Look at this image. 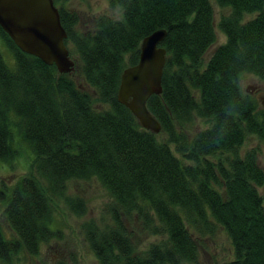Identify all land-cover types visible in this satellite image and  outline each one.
<instances>
[{"label":"trees","instance_id":"1","mask_svg":"<svg viewBox=\"0 0 264 264\" xmlns=\"http://www.w3.org/2000/svg\"><path fill=\"white\" fill-rule=\"evenodd\" d=\"M66 0H54L55 4ZM119 18L101 14L78 31V14L59 6L65 43L76 55L70 72L21 50L0 26V160L33 152L30 172L0 189L10 235L0 225V264L35 254L56 236L52 201L74 178H96L111 201V221L82 224L100 264L195 262L199 238L222 228L233 255L217 264H264V167L257 151L238 147L247 134L264 146V106L241 87L247 73L264 80V0H110ZM213 2L228 6L214 43ZM256 12L244 20V13ZM166 34L162 90L147 98L158 132L143 127L117 99L123 68L138 60L141 39ZM98 101L97 105H94ZM202 117L208 125L188 134ZM18 140V141H17ZM232 155L212 160L207 155ZM34 172H33V171ZM83 213L80 199H67ZM159 236L136 249L138 230Z\"/></svg>","mask_w":264,"mask_h":264},{"label":"rangeland","instance_id":"2","mask_svg":"<svg viewBox=\"0 0 264 264\" xmlns=\"http://www.w3.org/2000/svg\"><path fill=\"white\" fill-rule=\"evenodd\" d=\"M57 6L75 11L78 14V21L75 28L78 31H86L93 29L95 26V18L101 14L119 18L121 8L116 4H112L110 0H66L57 3ZM214 9V30L215 41L207 49L203 55L205 62L212 49L225 41V34L219 28L218 21L220 17L230 11L228 6H220L213 2ZM256 12L244 13V20L251 18ZM69 44L68 48H72ZM70 56L76 58V55ZM241 87L261 98L264 95V80L256 75L247 73L241 76ZM98 104V101L94 102ZM208 125V121L202 117H195L186 127L188 134L192 135L197 130ZM18 141V140H17ZM250 148L257 151V161L264 167V146L255 134H247L243 143L238 147V154L243 155ZM18 154L9 162L0 160V189L10 188L12 184L24 174L30 172L31 163L34 155L30 148L23 142H18ZM232 154L228 151H219L214 154L207 155L212 160L225 159ZM33 171V170H32ZM34 172V171H33ZM258 191L262 195L264 204V185L258 187ZM80 199L85 210L83 213H76L69 208L67 199ZM111 199L101 185L94 177L91 178H74L66 182L65 192L60 197L53 198V220L51 227L58 231V234L47 241L40 244L39 251L35 254L20 252L13 256L12 264H100L98 258L91 250L88 242L84 237L82 224L89 220H94L98 224L106 221L110 222L108 216L107 204ZM0 225L6 231L7 235L12 232L4 213V202L0 199ZM138 225L136 224V227ZM138 230L133 234V240L136 249L144 250L148 244L159 238L154 234H149L145 230ZM233 255L232 243L226 232L222 228H217L213 234H207L199 238L198 256L195 262L183 264H217L222 260L228 259Z\"/></svg>","mask_w":264,"mask_h":264},{"label":"water","instance_id":"3","mask_svg":"<svg viewBox=\"0 0 264 264\" xmlns=\"http://www.w3.org/2000/svg\"><path fill=\"white\" fill-rule=\"evenodd\" d=\"M0 26L21 50L47 64L54 63L58 72L74 68L75 60L65 43L67 31L54 0H0ZM166 31L158 28L141 39L138 60L123 68L117 88V99L153 132H158L161 124L146 102L152 93L162 90L166 48L160 42ZM260 102L264 106V95Z\"/></svg>","mask_w":264,"mask_h":264}]
</instances>
